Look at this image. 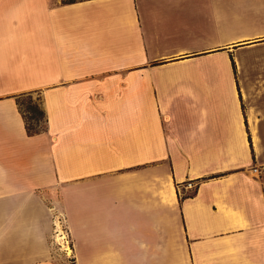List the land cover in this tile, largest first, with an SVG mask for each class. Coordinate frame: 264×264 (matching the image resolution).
<instances>
[{
  "label": "crops",
  "instance_id": "0c3cea01",
  "mask_svg": "<svg viewBox=\"0 0 264 264\" xmlns=\"http://www.w3.org/2000/svg\"><path fill=\"white\" fill-rule=\"evenodd\" d=\"M0 264H264V0H0Z\"/></svg>",
  "mask_w": 264,
  "mask_h": 264
},
{
  "label": "rangeland",
  "instance_id": "374dc122",
  "mask_svg": "<svg viewBox=\"0 0 264 264\" xmlns=\"http://www.w3.org/2000/svg\"><path fill=\"white\" fill-rule=\"evenodd\" d=\"M39 98L40 97L37 94H35V93L25 94V95H23V96H21L19 98V105H20L21 110L25 114L26 120L34 128L35 127L36 128H40V127H42L44 125V114L42 113V110H41V104H40V99ZM58 218L55 217L53 219H55L58 222H60L59 221V219H60L61 222L59 223V226H60L59 228L60 229L65 228L66 225H67V224H64L63 225V223H65V219H63V218H59L58 219ZM56 226L57 225H55V227ZM55 233H57V234H60L61 233L59 236H63L64 237V238L61 239L62 241L68 240V235H67V233L65 232L64 229H63V233L64 234L62 232H58V231L55 232ZM53 240H55L58 243V245H59L60 248L63 247L61 245L60 241L56 240V238L53 239ZM55 243H54V245L56 246L57 249H59L58 246ZM64 243L67 245L68 241H66ZM67 248H69V243H68V247ZM70 248H71V244H70ZM65 250H66L65 252H67V249H65ZM59 251H61V249H59ZM69 253H71V250H69Z\"/></svg>",
  "mask_w": 264,
  "mask_h": 264
},
{
  "label": "bare ground",
  "instance_id": "6f19581e",
  "mask_svg": "<svg viewBox=\"0 0 264 264\" xmlns=\"http://www.w3.org/2000/svg\"><path fill=\"white\" fill-rule=\"evenodd\" d=\"M55 224L57 225V229H60V228H59L60 226H59L58 221H56ZM59 235H60V234L56 235V240L60 241L61 245H62L65 249H67V253H69V248L66 247L67 245L64 243L65 241H62V240H61V239L64 238V237H63V236H59Z\"/></svg>",
  "mask_w": 264,
  "mask_h": 264
},
{
  "label": "trees",
  "instance_id": "16d2710c",
  "mask_svg": "<svg viewBox=\"0 0 264 264\" xmlns=\"http://www.w3.org/2000/svg\"><path fill=\"white\" fill-rule=\"evenodd\" d=\"M42 110V109H41ZM42 113L44 114V112H43V110H42ZM44 120H45V116H44ZM44 126V125H43ZM42 126V127H43ZM42 127H40V128H42ZM26 128H27V130L29 131V132H34V131H37L38 129H40V128H34L33 126H31L28 122H27V120H26Z\"/></svg>",
  "mask_w": 264,
  "mask_h": 264
},
{
  "label": "built area",
  "instance_id": "2783aa9c",
  "mask_svg": "<svg viewBox=\"0 0 264 264\" xmlns=\"http://www.w3.org/2000/svg\"><path fill=\"white\" fill-rule=\"evenodd\" d=\"M252 169L255 170V171H259V168H258L257 165L252 166ZM56 234H57V233H56ZM57 235H58V234H57ZM65 242H66V241H65ZM67 245H68V243H67Z\"/></svg>",
  "mask_w": 264,
  "mask_h": 264
}]
</instances>
